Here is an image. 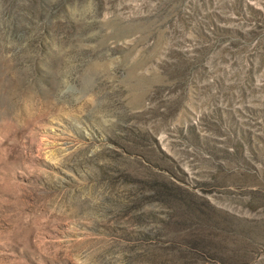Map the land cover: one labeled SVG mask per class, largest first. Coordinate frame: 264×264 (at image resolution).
<instances>
[{"label": "rangeland", "instance_id": "rangeland-1", "mask_svg": "<svg viewBox=\"0 0 264 264\" xmlns=\"http://www.w3.org/2000/svg\"><path fill=\"white\" fill-rule=\"evenodd\" d=\"M0 264H264V0H0Z\"/></svg>", "mask_w": 264, "mask_h": 264}]
</instances>
